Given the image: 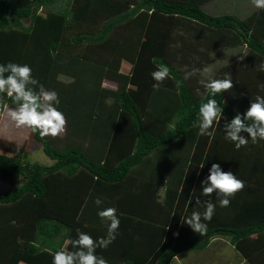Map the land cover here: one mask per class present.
<instances>
[{"label": "trees", "instance_id": "trees-1", "mask_svg": "<svg viewBox=\"0 0 264 264\" xmlns=\"http://www.w3.org/2000/svg\"><path fill=\"white\" fill-rule=\"evenodd\" d=\"M213 1L0 0V63L29 64L58 93L68 128L62 145L31 133L50 166L33 164L24 148L0 140V181L13 186L0 192V264H52L57 249L71 250L77 230L106 236L96 198L120 215L116 239L97 249L108 264H172L218 237L248 264L264 263V189L256 198L238 192L227 208L217 206L204 234L189 228L180 235L192 191L199 194L211 163L240 177L253 174L247 163L225 167L231 143H222L224 151L213 147L220 128L198 135L200 97L184 69L202 72L216 49L245 46V62L264 71V10L244 19L217 16L208 12ZM125 62L130 74L122 72ZM161 62L171 78L157 91L150 74ZM62 74L75 82H60ZM105 80L117 90L101 87ZM240 85L216 97L229 120L249 105L246 83ZM252 85L264 94V81ZM258 163L256 175L264 177V160ZM201 199L218 205L215 194Z\"/></svg>", "mask_w": 264, "mask_h": 264}, {"label": "clouds", "instance_id": "clouds-1", "mask_svg": "<svg viewBox=\"0 0 264 264\" xmlns=\"http://www.w3.org/2000/svg\"><path fill=\"white\" fill-rule=\"evenodd\" d=\"M256 9L264 10V0H251ZM241 60L244 58L239 57ZM201 70L186 72L187 80ZM209 68L203 69L209 73ZM155 83L154 90H159L166 79L171 78L168 65L159 63L151 72ZM199 83L203 92L197 89L200 97L196 113L198 135L213 136L220 128L224 139L230 142L236 150L252 144H264V95H256L250 99L247 109L236 114L229 120L224 115V105L216 97L233 88V80L229 74L223 78L201 79ZM206 99V102H205ZM11 100L14 107H9ZM60 97L55 90L45 88L44 84L33 74L32 67L27 63H0V111H5L17 129L24 128L41 138L59 137L66 130V117L60 110ZM224 121L221 124V121ZM247 134V135H245ZM18 147V146H17ZM205 164L200 169H203ZM199 174V173H198ZM245 187L244 181L237 178L231 171H224L220 163H211L208 173L200 181L199 194L193 189L191 199L195 204L202 205L204 210L193 211L183 220L193 232L204 234L207 224L211 221L217 206L227 208L232 198ZM215 194L218 201L202 200L201 197H211ZM101 221H107V234L104 237L93 238L89 233L77 230L75 239L70 240L71 250L60 248L52 255V264H108V261L97 253V249H106L119 234L120 215L115 207L101 208L103 201L94 200Z\"/></svg>", "mask_w": 264, "mask_h": 264}, {"label": "rangeland", "instance_id": "rangeland-1", "mask_svg": "<svg viewBox=\"0 0 264 264\" xmlns=\"http://www.w3.org/2000/svg\"><path fill=\"white\" fill-rule=\"evenodd\" d=\"M257 9L253 6L251 0H215L209 5L208 12L212 13L213 15H221V14H229V15H236L239 18L244 19V17H247L254 13ZM249 51L245 46L240 47H223L220 49H216L212 53L213 63L210 65H207L205 68H209L211 71L209 73L197 72L195 75L191 76L189 80L192 81V86H194V91L197 94V89H199L202 85L199 83L200 79H207L208 76H211L213 78H223L226 73L223 72V70L227 66H236V70L231 74V78L233 80V87L236 85L244 84L246 83V89L249 92V95L247 96L249 102L251 98H254L256 95H259L263 92L260 91L258 93H255L251 91V88H254L255 86L252 85L254 81L256 82H262L264 81V71L263 70H257L258 65L255 64V62L250 63L246 61V58L248 59ZM244 57L242 60L239 57ZM245 64L248 66L246 67ZM133 66L129 63H123L122 65V72L130 74ZM194 69H192L191 66H187L184 71L186 72H192ZM200 73V74H198ZM197 75V76H196ZM200 76V78L195 80L194 78H197ZM62 81V83H68L71 84L74 81V78L70 75H60L59 81ZM60 81V82H61ZM89 85V84H88ZM98 85V84H97ZM111 88L117 90V83L112 82L110 80H105L103 82V85L101 87ZM241 86V85H240ZM239 86V87H240ZM252 86V87H251ZM87 87V86H84ZM236 87V86H235ZM200 90V89H199ZM232 89L228 90L231 91ZM259 91V90H258ZM200 92H203V90H200ZM264 95V94H263ZM219 132L216 134L213 143L215 146L214 150L218 152L220 149L222 143L227 147H229V142H223L224 136L221 132V129H217ZM68 136V128L66 123V130L65 132L59 136V137H51L55 144L62 145V140L65 139ZM0 140L11 143L15 146L17 149L24 148V152H26L27 159L32 162L33 164L37 163L40 166H50L54 164V161H52L42 150V147L37 141H35L32 137V134L30 130L20 128L17 129L14 124L11 122L10 118L8 117L7 113L4 111L1 114V120H0ZM225 140V139H224ZM18 146V147H17ZM248 147H242L240 150H235V154L233 153L234 146L231 144V160L226 163V168H238L239 165L243 162L244 164L250 165L249 168L250 171H248V174L253 172V174L247 175L246 173L242 172L244 174L242 177L240 175H237V178L244 181L245 187L240 193L242 194V198H256L257 195H259L262 190L264 189V177L260 176L257 177L256 173H260V167L259 163L260 160H264V144H258V145H247ZM227 147V148H228ZM90 149L91 147L88 146ZM216 148V149H215ZM223 151L224 146L222 145ZM96 151V150H95ZM214 153H216L214 151ZM233 153V154H232ZM218 154V153H217ZM107 157V156H106ZM229 157V158H230ZM112 162V160H110ZM234 161V164H233ZM234 165V166H233ZM233 166V167H232ZM242 164L240 165V167ZM244 169V167H243ZM258 169V170H257ZM245 171V170H244ZM257 171V172H256ZM262 174V173H261ZM254 175L256 177L254 178ZM249 177V178H247ZM262 180L260 186H256L258 180ZM13 186L0 181V192H7L12 190ZM161 197V195H160ZM248 200V199H245ZM188 208V211L185 214L186 216H189L193 211H200L197 208V204L192 203ZM202 206V205H198ZM189 226L182 224V229L180 231V235H185L186 232L189 231ZM213 244L212 246H209V249H204L201 251H192L188 253H184L180 256H178L172 264H248L244 263L245 260L242 255L236 251V249L230 244V242L227 240V238H214L212 240ZM211 242V243H212ZM211 245V244H210ZM264 264V263H263Z\"/></svg>", "mask_w": 264, "mask_h": 264}, {"label": "crops", "instance_id": "crops-1", "mask_svg": "<svg viewBox=\"0 0 264 264\" xmlns=\"http://www.w3.org/2000/svg\"><path fill=\"white\" fill-rule=\"evenodd\" d=\"M211 14H212V13H211ZM217 16H218V15H217ZM192 201H193L192 203H194V202H195V200H194V199H192ZM212 244H213V242H212V243H211V245H209V246H212ZM207 249H209V248L207 247ZM175 259H176V258H175ZM175 259H174V260H175ZM243 262H244V263H247V262H246V260H244Z\"/></svg>", "mask_w": 264, "mask_h": 264}]
</instances>
